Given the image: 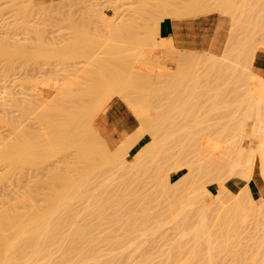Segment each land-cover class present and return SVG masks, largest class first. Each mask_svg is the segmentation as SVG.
<instances>
[{
	"label": "rangeland",
	"instance_id": "rangeland-1",
	"mask_svg": "<svg viewBox=\"0 0 264 264\" xmlns=\"http://www.w3.org/2000/svg\"><path fill=\"white\" fill-rule=\"evenodd\" d=\"M138 1L141 6L139 14L141 21L133 32L122 35L119 39L121 44H129L137 38L144 37V28L153 9L149 0ZM88 3V0H45V2L0 0V87H3L0 88V92L3 91L5 100L9 99V93H12L18 104L25 106L24 78L27 76L39 80V83L32 81L35 93L39 94L40 91L45 93L48 90L43 87L42 82L55 74L61 77L74 75L78 77L80 83L90 81L95 85H100L101 81L98 79L103 77V73L107 76L114 75L117 67L118 70L121 69V75H125L122 70L125 63L122 59H113L106 67L101 61L92 60L91 57L100 49L101 42H104L105 33L101 31L96 14L92 13ZM259 9L262 14L258 26L264 27V1H257L249 12L253 15ZM104 10L108 14L112 12L110 8ZM210 14L222 17L225 21L217 48L207 51L221 56L231 29L230 16L220 13L213 6L205 9L204 15ZM180 53L186 57L190 53L201 55L202 52ZM159 58L177 75L171 85L162 83L158 88V85L153 84L155 79H133L131 85V91L137 100L145 101L148 106L156 109L154 111L160 118L158 124L159 121H165L172 108H175L174 117L183 122L181 113L186 110L192 115L206 116L223 122L229 121L235 113H242L241 93L244 90L236 88L235 80H232L231 76L221 79L219 73H214V77L210 79L195 81L193 71L187 66L181 65L179 68L178 61L169 59L163 53L159 54ZM237 75L240 77V72ZM225 80H227L226 84L219 83ZM82 87H73L67 97L68 101L61 105L59 111L45 113L38 120L26 121L24 129L27 133L31 132L30 136L34 137L32 140L35 144L30 152H19L17 147H12V144L16 145L9 141L12 138L11 125L0 119V143L10 144H8V153H4L5 158L0 161V253L9 250L7 235L10 233L15 236L14 241L17 246L12 251L33 250L23 247L25 233L21 231V227L25 225L27 219L35 216L34 213L37 217L50 222L64 218L84 220L85 223L90 224L99 220V217L89 214L93 209L89 200L74 199L72 215L65 214L67 209L58 199V190L67 193L66 188L72 186L69 181L76 176L71 173L69 166L76 164L77 169L83 172L87 179L83 186L90 191L89 195L94 197L103 195L104 203L108 204V196L113 190H119V202L121 204L129 202L132 205L127 210L121 205L116 210L117 215H112V210L102 215L101 228L92 232L93 235L101 237L100 242L94 245L97 252H115L126 256V259L122 258L120 264H187L193 259L195 261L192 264H208L209 251L205 244L207 236L196 241L190 231L186 233L182 231L181 223L173 221L180 217L169 212L163 215L162 212L177 205L173 197L177 193L185 192L184 189L193 187L202 192V187H208L212 194H216L219 183L200 174L195 155L186 157L185 140L179 136L180 134L171 140L159 139L158 147L163 145L165 147H162L161 151L166 150V155L160 154L157 160L160 168L149 164L145 168L132 170L133 154L136 153L134 149L125 155L127 169L124 170L119 166L121 159L115 157L116 149L106 152L102 143L105 141L104 138L96 133L98 140L88 128L83 126L90 104ZM50 96L47 91L46 97ZM120 101L133 114L128 105L123 100ZM3 108L9 110L7 106H0V109ZM16 109L15 105L10 107L12 111ZM18 113L23 116L28 114L25 111L15 114ZM102 114L92 121L96 129ZM137 122L138 125L141 124L138 119ZM57 128H72L73 134L58 137ZM43 132L47 134L48 139H51L50 144L43 136ZM52 133L54 135L49 138ZM147 137L151 139V136ZM216 142L224 149L225 154L221 155L222 162L218 168L225 172L224 159L228 146L220 140ZM242 145L248 146V141L244 140ZM81 146L84 153L86 149L89 153L91 149L95 150L89 162L85 156L79 158L83 154L79 150ZM51 147L54 152L51 151ZM58 147L63 149L60 151ZM179 164H181L180 168ZM185 165L190 166L194 178L177 185L170 184L169 174H172L174 179L183 176L188 172ZM228 169L230 168H226V174ZM231 179L247 182L240 175L239 169L228 181ZM73 185L78 187L82 184ZM259 186L264 196V186L261 183ZM126 187L132 189L131 193L125 191ZM175 188L179 191H175ZM55 211L56 214L53 213ZM9 218L15 220L12 227L15 229L14 232L12 229L8 231L3 228L2 219ZM112 220L113 223L110 222ZM136 220L141 224L136 225L134 222ZM69 232L68 228L62 231L63 234ZM89 233L91 234L90 231ZM29 234L31 233L26 235ZM34 234L48 236L52 233L49 230ZM107 237L112 238L117 245L108 243L105 240ZM240 239L244 252L242 251L239 256H233L231 253L241 248L237 243H233L218 255L215 264H248L251 260L257 262L264 260V246H259L264 240V228H258L248 235L242 234ZM36 264L50 263L44 257L37 260Z\"/></svg>",
	"mask_w": 264,
	"mask_h": 264
},
{
	"label": "bare ground",
	"instance_id": "bare-ground-1",
	"mask_svg": "<svg viewBox=\"0 0 264 264\" xmlns=\"http://www.w3.org/2000/svg\"><path fill=\"white\" fill-rule=\"evenodd\" d=\"M257 1L264 0H149L153 12L144 28V37L137 38L129 44H121L119 39L122 35L133 32L141 21L140 2L138 0H88L92 13L96 14L101 25V31L105 33L104 42H101L100 49L91 58L101 61L105 67L111 64L113 59H122L125 63L122 69L125 75L122 76L121 69L119 71L117 67L114 75L107 76L103 73V77L98 79L101 81L100 85H95L90 81L80 83L78 77L74 75L61 77L55 74L42 82L43 87L47 88L48 93L51 94L50 97H46L47 91L46 93L42 91L39 94L35 93L32 81L39 83V80L27 76L24 78L23 102L25 106H20L12 93H9V99L5 100L3 91L0 92V106L9 107V110L0 109V119L11 125L12 138L9 141L16 145L12 144V147H17L19 152L32 151L35 146L32 140L34 137L30 136L31 132L25 131L26 121L38 120L45 113L59 111L61 105L68 101L67 97L71 94L73 87L83 86V92L88 97L90 108L86 114L85 123L82 122V124L84 123L83 126L88 128L98 140L99 132L92 125V121L99 114L104 113L115 99L123 100L141 124L116 148H112L107 141L102 142L106 152L116 149L115 157L121 159L119 166L124 170L127 169L125 155L129 154L132 149L136 150L133 154L132 170L145 168L149 164L160 168L157 160L160 154L166 155V150L161 151L162 147H165L163 145L158 147L159 139L171 140L180 134L179 136L185 140L186 157L191 154L195 155L200 174L217 181L219 188L216 194H212L208 187H202V192L193 187L184 189L185 192L177 193L173 197L177 205H173L175 207L163 211L162 214L166 215L169 212L171 215L180 217L173 221L181 223L182 231L184 233L190 231L196 241L207 236L205 244L209 251L208 264H215L218 255L233 243H237L241 248L231 254L239 256L242 251L244 252L240 239L242 234L248 235L258 228H264V196L255 198L253 195L254 190L260 188V183L264 186V87H259L260 76L255 71L257 66L264 67V27L258 26L259 16H253L249 12ZM209 6L230 16L231 29L221 56L202 51L201 55L190 53L184 57L172 46L171 41L160 37L159 26L165 18L201 16ZM108 8L112 11L110 14L104 10ZM246 35L247 39H245ZM146 48L152 52L160 50L169 59L178 61L179 68L181 65L187 66L193 71L195 81L210 79L214 77V73H219L221 79L231 76L232 80H235L236 88L244 90L241 93L242 113H235L229 121L223 122L206 116L192 115L186 110L181 113L183 122L174 117L175 108H172L165 121H159L158 124L157 121L160 118L154 111L156 109L148 106L145 101L135 98L131 91L132 81L133 79H155L153 84L158 85L159 88L162 83L171 85L177 75L170 71L160 58L152 60L142 58ZM239 72L240 77L237 75ZM79 78L87 79L86 77ZM226 81H219V83L223 85ZM42 103L46 105L43 106ZM12 105H15L17 109L10 110ZM19 111L20 113L25 111L28 114L27 116L15 114ZM72 134V128L56 129L58 137ZM53 135L54 133L50 134L49 138ZM43 136L50 144L51 139H48L45 132ZM147 136H151V139ZM216 140L228 146L224 159L223 170L225 172L218 167L204 164L200 159L202 147H212ZM244 140L248 141V146L242 145ZM8 144L0 143V161L5 158L4 153H8ZM62 149L58 147V150ZM79 150L83 153L79 158L85 156L88 162L95 151L91 149L89 153L86 149L84 153L82 146ZM51 151H53L52 147ZM185 166L188 172H185L183 176L180 175L174 179L173 175L169 174L170 184L177 185L194 178L190 166ZM69 167L71 173L76 176L69 181L72 186L66 188L67 193L58 190V199L67 209L65 214L73 215L72 201L79 198L82 201H90L93 209L89 214L99 217V220L90 224L85 223L84 220L64 218L50 222V220L37 217L34 213L35 216L27 219L25 225L21 227V231L25 233L23 247L33 250L29 252L12 251L17 246L14 241L15 236L10 233L7 235L9 250L0 253V264H36L37 260L44 257L49 260L50 264H120L122 258L126 259V256L115 252H97L94 245L100 242L101 237L93 235L92 232L101 228L103 220L101 217L106 211L112 210V215H117L116 210L121 205L127 210L131 208V203L121 204L119 202V190H113V193L108 196V204L104 203L103 195L98 197L89 195L90 191L83 186L87 182L83 172L77 169L76 164ZM178 167L180 168L181 164ZM227 167L230 168L227 171L228 174H226ZM238 169L247 182L234 191L226 183ZM75 183L82 185L76 187L73 185ZM125 189L127 193L132 191L128 187ZM175 191L178 192L179 189L175 188ZM57 211L53 213L56 214ZM110 222L113 223V220ZM134 222L136 225L141 224L138 220ZM14 223V219H2L3 228L8 231H15L12 229ZM67 228L70 232L63 234L62 231ZM49 230L52 234L48 236L34 234ZM27 233L31 234L26 235ZM105 240L117 245V242L112 241L110 237ZM259 246H264V240L259 243ZM194 261L195 259L187 264H192ZM248 264H264V260L262 262L251 260Z\"/></svg>",
	"mask_w": 264,
	"mask_h": 264
},
{
	"label": "crops",
	"instance_id": "crops-1",
	"mask_svg": "<svg viewBox=\"0 0 264 264\" xmlns=\"http://www.w3.org/2000/svg\"><path fill=\"white\" fill-rule=\"evenodd\" d=\"M261 10L253 16H261ZM225 21L215 14L193 16L187 18H165L159 26V35L162 39L169 40L172 46L180 52H202L217 48V42L222 36V26ZM160 50L155 52L149 48L144 50V59L159 58ZM255 71L259 74V87L264 85V67L257 66ZM46 93V92H45ZM97 129L102 138L112 147L116 148L125 137L138 127L135 116L118 99L108 106L107 110L99 117ZM134 150V149H132ZM131 150V151H132ZM224 149L217 142L212 147L203 146L201 149V161L209 166L218 167L222 162L221 155ZM243 181L231 179L228 185L237 191ZM254 197L263 196L260 188L254 190Z\"/></svg>",
	"mask_w": 264,
	"mask_h": 264
}]
</instances>
